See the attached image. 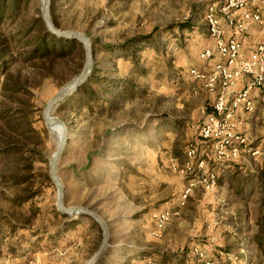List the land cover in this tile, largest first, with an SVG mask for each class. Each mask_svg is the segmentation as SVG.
Here are the masks:
<instances>
[{"label":"rangeland","instance_id":"obj_1","mask_svg":"<svg viewBox=\"0 0 264 264\" xmlns=\"http://www.w3.org/2000/svg\"><path fill=\"white\" fill-rule=\"evenodd\" d=\"M226 1L53 0L57 26L92 39L90 77L100 82L91 81L99 95L89 98L85 87L52 110L69 129L57 167L66 204L84 207L106 228L107 243L92 264H264V250L253 242L258 221H264L261 116L248 124L243 118L236 128L259 151H242L228 162L241 167L231 185L226 179L220 184L213 142L175 130L179 121L199 127L222 91L231 98L241 91L240 81L250 82L241 76L225 87L233 80L220 73L219 57L201 58L204 48L214 47L205 11ZM252 1L250 10L263 5ZM42 4L21 0L14 17L9 11L0 17V107H10L0 117V264H85L103 245V230L87 214L58 210V187L47 176L60 134L42 117L48 100L79 76L85 46L79 55L31 56L41 38L36 18ZM188 21L204 34L182 30L179 25ZM250 28L241 34L244 45ZM233 36L226 27L224 39ZM196 66L200 71L191 73ZM126 80L138 94L110 107ZM104 88L111 94L104 95ZM8 143L18 151L11 152ZM171 145L180 152L176 156ZM190 146L196 147L193 156ZM208 168L219 172L217 183L200 180ZM189 187V199L178 207Z\"/></svg>","mask_w":264,"mask_h":264},{"label":"built area","instance_id":"obj_2","mask_svg":"<svg viewBox=\"0 0 264 264\" xmlns=\"http://www.w3.org/2000/svg\"><path fill=\"white\" fill-rule=\"evenodd\" d=\"M253 1L262 2V7L250 10V0H227L220 6L213 4L205 11L207 30L214 41V47L204 49L201 53L202 60L219 57L220 73L224 74L226 79L233 80L225 81V87L241 76H247L250 79L248 86L239 92H234L231 98L222 91L214 102L212 110L206 113V117L199 126V140L213 142L215 160L219 167H224L229 161L239 158L242 151H252L253 154L259 151L258 148L255 150L253 146H250V139L246 134L236 130L237 126L243 122L239 111L251 112L255 109L256 100L251 95L252 90L255 88L261 90L259 95L264 104V42L258 43L249 57L243 56L244 43L241 34L248 31L254 24L264 29V0ZM226 27L234 30V36L229 39H224ZM230 68L234 69L233 72L229 71ZM198 71L200 70L197 68L190 70L191 73ZM193 153H197L196 147L190 146L188 155L193 156ZM199 164L201 167L204 165L203 161ZM217 178L218 171L215 168H208L207 173L200 175V180L205 183L215 184ZM190 191L189 187L180 195L178 207L186 204ZM168 213H162V215L166 217ZM175 213H178V210H175Z\"/></svg>","mask_w":264,"mask_h":264},{"label":"water","instance_id":"obj_3","mask_svg":"<svg viewBox=\"0 0 264 264\" xmlns=\"http://www.w3.org/2000/svg\"><path fill=\"white\" fill-rule=\"evenodd\" d=\"M52 6V0H43L42 8H41V17L43 18V21L48 29L49 32L52 34H56L59 37H63L66 39H77L81 41L86 50V58L84 63V69L80 73L78 77H76L71 84L62 87L60 90H58L53 97H51L48 100V103L46 104L42 117L44 118L46 124L48 126H55L58 125L61 127V135H60V142L56 149L55 154L53 155L52 160L49 163L50 168V177L53 183L58 187V210L61 213L68 214L74 216L75 214H87L90 217L95 218L101 225L103 234H104V243L99 249L98 253L92 257L91 260H89L85 264H92L96 258H98L101 253L102 249L104 248L105 244L107 243V233L106 228L103 222L96 217V215L92 212H89L82 206H74V207H68L65 201V194L66 189L65 185L62 183L59 173H58V163L61 160L62 156L65 154L66 145L69 140V129L68 125L65 122L64 119L58 116H52V110L55 106V104L58 102L59 99L66 97L68 95H71V93L78 90L81 86L86 84L88 78L91 76L93 71V62L95 57V49H93V41L92 39L82 32L76 31V30H62L58 26L55 25L52 18L50 17V9Z\"/></svg>","mask_w":264,"mask_h":264},{"label":"trees","instance_id":"obj_4","mask_svg":"<svg viewBox=\"0 0 264 264\" xmlns=\"http://www.w3.org/2000/svg\"><path fill=\"white\" fill-rule=\"evenodd\" d=\"M52 2H53V0H52ZM20 6H21V0H0V17L2 18L3 16H5L7 14V11H9V13H11L14 17L16 12L19 11ZM52 6H53V3H52ZM52 6L50 9V17H51ZM52 20H53V18H52ZM36 21L39 22L41 38L36 42L34 47H32L30 49V55L31 56L36 57L39 54H41L42 56H48L49 54H53V53H55L56 55H59L60 57H66L70 53L79 55V52H80L79 47H80L82 42H80L77 39H72V38L66 39L63 37H59L56 34H52L51 32H49L44 21H43V18L41 17V13H39V15L37 16ZM53 22L57 26V24L54 20H53ZM179 26L181 27L182 30L187 29V28H193V30H197L199 33L204 34V31L201 30L202 28H200L199 26L195 27V25H193V23H191L190 21H188L185 24H181ZM203 51L204 50H202V52ZM82 52H83V50H82ZM85 58H86V55H85V50H84V52L82 53V57H81L82 62L79 65L80 66L79 75L82 72V70L84 69ZM200 66H196L193 68L198 69ZM94 69L95 68L93 66V71H94ZM100 79H101L100 81L104 80L101 77H100ZM92 80H95V82L100 83L99 78L97 79L94 76L89 77L86 84H84L78 90H76L75 93L78 95H82V91L85 89V87H87V91L89 93V98H93L94 96H96V94L99 95V93H97L96 88L93 87V85L91 83ZM107 82H108L107 80L103 81L104 84H107ZM109 82L113 86L116 85V82L114 80H110ZM122 82H124L126 84V86H125V88L121 89L119 91L118 95L116 96L119 101L117 99L111 100L110 101L111 102L110 107L118 106L121 100L124 101V100H131V99L135 98L136 94H138V92H139L138 88L132 82H130L128 80L122 81ZM19 88L20 87L17 86V88H16L17 90H15V91H18ZM4 89H6V85L3 88V90ZM102 92L104 93V95L111 94V93H109L110 91L107 88L106 89L104 88V90ZM120 96H121V98H119ZM8 110H10L9 106L3 107V105H2L0 107V117H3V118L7 117ZM17 127H18V124H17ZM33 130H35V129L33 128ZM5 147H8L10 149V151L13 153L18 151V148L15 147L12 143H8L7 146H5ZM178 152H179V150L174 151L175 156H176V154L180 153V152L179 153ZM197 163H198V161H197ZM227 165H224V167L220 166L219 171H223V169ZM218 174H219V172H218ZM47 177L50 180V176L48 175ZM233 179L234 178H232V180L229 182L230 185L234 182ZM241 191H242V184L241 185L238 184L236 186V192L241 193ZM262 201L264 203V194H263ZM58 213H60V212H58ZM94 221H95V219H94ZM96 224H97V222H96ZM258 224H259L258 231L255 233V235L253 237V242L258 248L261 247L264 250V221L259 220Z\"/></svg>","mask_w":264,"mask_h":264},{"label":"crops","instance_id":"obj_5","mask_svg":"<svg viewBox=\"0 0 264 264\" xmlns=\"http://www.w3.org/2000/svg\"><path fill=\"white\" fill-rule=\"evenodd\" d=\"M250 29H252V33L247 38V44H246V40H245L244 51H243V56L244 57H249L250 54L254 51V49L257 47V44L260 43V42H264V29L263 28H261L257 24H254V25L251 26ZM209 39L211 40V37ZM209 39H208V41H209ZM243 43H244V40H243ZM172 76H171V78H172ZM175 77H176V75H174L172 79H174ZM178 79L184 81L186 79V76H184V75L183 76H179ZM248 81H249L248 79H247V82H245V80L240 81L238 83L237 87H236V89H237L236 91H238L239 89L242 90L245 87H247L248 83H249ZM260 93H261L260 89H256L255 88L254 90H252L251 95L256 100L255 101L256 102L255 109L253 111H251V112L242 111V114L240 113L241 118H244V119L246 118L248 120L247 124L248 123H252V122L254 123L253 116H255V117L256 116H261V121L264 122V104L261 101V98H260V95H259ZM209 97H211L212 102L216 99L215 93H212ZM212 102H208V103H212ZM210 109H212V107ZM185 129L188 131L187 138L191 134L192 135H196V134L199 133V131H198L199 127H197V128L192 127V126L190 127L189 124L186 121H179L178 123H176L175 130L177 131V133L178 132L181 133L182 131L184 132ZM171 148H172L173 152L176 150L174 145H171ZM176 151H178V150H176ZM240 168L241 167L238 164H232V165L229 164V165H227L223 169V171L220 173V176H219L220 184H223V182L227 180L228 185H230L229 182L232 180V178H234L236 176V173L238 172V170Z\"/></svg>","mask_w":264,"mask_h":264},{"label":"bare ground","instance_id":"obj_6","mask_svg":"<svg viewBox=\"0 0 264 264\" xmlns=\"http://www.w3.org/2000/svg\"><path fill=\"white\" fill-rule=\"evenodd\" d=\"M53 128H54V130H56L58 132V134L61 135V127L60 126L55 125V126H53Z\"/></svg>","mask_w":264,"mask_h":264}]
</instances>
